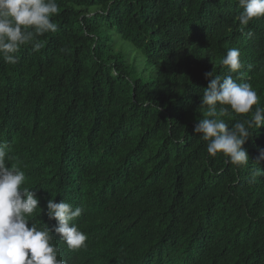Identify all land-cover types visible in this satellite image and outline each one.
Wrapping results in <instances>:
<instances>
[{"label": "trees", "instance_id": "obj_1", "mask_svg": "<svg viewBox=\"0 0 264 264\" xmlns=\"http://www.w3.org/2000/svg\"><path fill=\"white\" fill-rule=\"evenodd\" d=\"M56 3L58 29L39 51L0 58L6 166L39 201L29 227L53 229L47 202L63 200L83 209L73 223L88 237L69 250L50 233L65 264H264V176L251 178L264 169V127L250 130L239 167L194 132L206 74H229L231 48L242 62L231 75L264 107V17L241 31L236 0Z\"/></svg>", "mask_w": 264, "mask_h": 264}, {"label": "clouds", "instance_id": "obj_2", "mask_svg": "<svg viewBox=\"0 0 264 264\" xmlns=\"http://www.w3.org/2000/svg\"><path fill=\"white\" fill-rule=\"evenodd\" d=\"M242 12L237 17L241 31L255 19L264 17V0H236ZM56 0H0V58L15 65L20 48L31 44L33 51H39L42 43L39 37L54 33L58 25L52 18L58 14ZM251 37L253 33L249 32ZM240 51L231 48L221 59L228 69V75L221 78L207 73L210 82L203 91L201 108L203 118L194 128L195 134L207 142L210 156L222 154L224 162L234 166L249 163L243 145L250 137V130L264 127V107L259 106V97L252 86L237 83L231 73L242 67ZM256 105L253 111V106ZM250 118L238 121L231 127L225 117L234 114H249ZM7 143L0 142V264H65L58 259L60 249L52 243L55 233L69 250L86 248L88 237L73 223L83 209L64 202H47V216L56 221V226L38 228L35 223L29 227V217L39 208L34 192L21 188L25 173L17 166L7 167L6 161L13 160ZM264 161V149L259 150L257 165ZM264 176V169H253L251 178Z\"/></svg>", "mask_w": 264, "mask_h": 264}]
</instances>
